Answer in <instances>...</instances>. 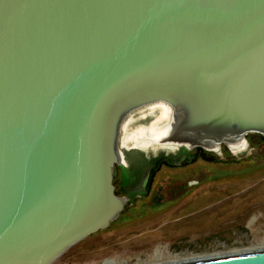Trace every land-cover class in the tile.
I'll return each instance as SVG.
<instances>
[{
	"label": "water",
	"instance_id": "1",
	"mask_svg": "<svg viewBox=\"0 0 264 264\" xmlns=\"http://www.w3.org/2000/svg\"><path fill=\"white\" fill-rule=\"evenodd\" d=\"M157 104V145L264 139V0H0V264H52L119 217L122 126Z\"/></svg>",
	"mask_w": 264,
	"mask_h": 264
},
{
	"label": "rangeland",
	"instance_id": "2",
	"mask_svg": "<svg viewBox=\"0 0 264 264\" xmlns=\"http://www.w3.org/2000/svg\"><path fill=\"white\" fill-rule=\"evenodd\" d=\"M168 116L158 104L126 119L121 149L145 157L142 178L125 175L127 185H138L133 203L52 264H171L264 250V139L252 134L241 150L194 149L185 161L159 160L174 156V148L150 139Z\"/></svg>",
	"mask_w": 264,
	"mask_h": 264
},
{
	"label": "flooded vegetation",
	"instance_id": "3",
	"mask_svg": "<svg viewBox=\"0 0 264 264\" xmlns=\"http://www.w3.org/2000/svg\"><path fill=\"white\" fill-rule=\"evenodd\" d=\"M159 105H162V104H159ZM154 106H156V105H154ZM154 106H149L147 108H153ZM162 106H164V105H162ZM143 109H146V108H143ZM143 109H141V110H143ZM166 146L174 148V150H175L174 156H169L166 153H161V154L157 155L156 158H159V160L166 158L167 161H171L172 159H177V157H180V160H182V159L184 161L187 160L188 151L184 147H182V146L175 147V146H168V145H165L163 147H166ZM189 152H191V151H189ZM135 155L136 156L131 155L130 153L124 154L125 160L127 162V167H126L125 172L122 170V167H118V166L114 167L113 184L115 186V193L117 195L125 196L127 198V202L125 204L124 209L126 208V206L133 203V200L136 197L137 191H138V189H137L138 185L137 184L132 185V186H129L126 184L125 175L134 173L135 175H139L140 178L143 177V175H141V166L140 165L142 164V162L145 161V157H144V159H142L143 157L140 154L135 153ZM116 172H118V180H115Z\"/></svg>",
	"mask_w": 264,
	"mask_h": 264
},
{
	"label": "bare ground",
	"instance_id": "4",
	"mask_svg": "<svg viewBox=\"0 0 264 264\" xmlns=\"http://www.w3.org/2000/svg\"><path fill=\"white\" fill-rule=\"evenodd\" d=\"M163 128V127H162ZM162 128H160V129H156L155 131H152V133L151 134H153V135H155V134H158V133H160L161 132V129ZM256 251V250H255ZM244 253H247V252H244ZM217 257H219V256H217ZM195 260V259H194ZM187 261H189V260H187ZM191 261V260H190ZM177 262V261H176ZM176 262H170L171 264H174V263H176ZM107 264V263H106ZM108 264H113V263H108Z\"/></svg>",
	"mask_w": 264,
	"mask_h": 264
},
{
	"label": "trees",
	"instance_id": "5",
	"mask_svg": "<svg viewBox=\"0 0 264 264\" xmlns=\"http://www.w3.org/2000/svg\"><path fill=\"white\" fill-rule=\"evenodd\" d=\"M250 136V135H248ZM260 138H262V136L258 135ZM263 139V138H262ZM197 151L201 152L202 154H204L205 152H203L201 149H197Z\"/></svg>",
	"mask_w": 264,
	"mask_h": 264
}]
</instances>
